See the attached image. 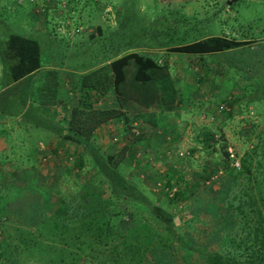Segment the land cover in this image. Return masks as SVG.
<instances>
[{
	"label": "trees",
	"instance_id": "trees-1",
	"mask_svg": "<svg viewBox=\"0 0 264 264\" xmlns=\"http://www.w3.org/2000/svg\"><path fill=\"white\" fill-rule=\"evenodd\" d=\"M57 3H49V8L43 11L45 13L42 17L47 24L54 22L52 33L61 41H56L51 45L47 40H41L39 36H26L11 28H2L0 33V71L2 73L0 85L3 84L2 82H13L33 73L39 68L41 56L44 53L49 52L51 58H54L53 49L58 43L61 49L65 50L64 53L70 43L73 42L75 45L73 40L69 42L72 36L62 35L55 30L56 20H59L58 26L63 23V19L58 17L63 16V11L57 14L58 16L54 14V11L58 9ZM65 5H61L63 9L69 7ZM124 9V13V10L117 13L119 18H117L118 28L116 30L109 31L108 26L102 27L97 24L85 38L87 41L97 40L102 33L109 34L112 31L104 41L107 45L109 42V47L107 46L106 49L109 51L110 48L112 52L109 51L108 54L103 52L101 55L103 59L108 58L109 60L98 66L96 64L99 58L84 60L83 67L88 64L86 67L89 69L79 76L76 101L70 106L65 119L66 131L62 136L75 141L81 149L80 155L70 159L72 168L76 169L71 173L72 182L75 184L73 194L66 200L62 196L46 207H41L40 203L37 204L35 208L41 209L40 212H33L26 208L25 215L21 218L23 220L18 219L19 221L9 224L0 222L4 240L10 248L15 264H78L84 257L94 264H141L143 259L151 254L153 246H159L166 251L173 245H178L189 251L192 256H196L195 264H264V137H262L264 126L257 134L252 147L236 157L237 166L232 164L233 156H230L224 142H221L218 150L215 151L218 139L214 131L206 127L194 133V141L200 144L201 150L212 151L217 158H222L217 167L229 178L223 204L231 209L233 220L231 225L226 221L222 222L220 248L214 251H206L186 241L175 229L173 223L172 205L185 200L186 191L193 186L192 181L188 182L183 189H176L173 192L165 186L170 181L166 179V184L162 185L168 188L164 194L167 197L169 210L162 209L151 202L153 199L146 201L145 195L150 196L149 190H143L126 182L120 166L123 162L125 166H130L132 163L130 159L133 157V155L131 158L126 155V144H122L117 151L107 146L101 150V147L93 141L95 129L101 123L111 121L120 126L121 137L128 142V146L142 140L149 143L150 138L159 136L157 145L161 147L166 142L171 143L172 139L166 140L164 129L161 135L155 133L154 129L158 121L157 119L153 122L146 120L149 118L147 111L156 108L161 111L172 110L179 104L184 106L183 98L175 99L176 90L166 76V61L162 59V62H157L148 54L130 50L138 47L139 43L136 40L139 35L155 36L157 32L152 29L150 30L152 33H149V30L144 29L143 25L137 21L136 16L141 17L139 14L135 15L134 10L127 11L130 9L128 6ZM0 10L3 11L1 8ZM16 10H20L18 5H16ZM63 18L65 20L64 16ZM122 18H124L123 21H121ZM143 20L144 18L141 17V21ZM135 25L138 29H133ZM127 29L132 30V35H122L120 31ZM69 35H72V31ZM131 36L135 40L129 43L127 40ZM115 39L117 40L113 41ZM121 41L126 46L120 50H114L115 45ZM253 41L252 38L208 34L200 39L179 42L166 50L186 54L190 59L215 56L213 59L218 61L219 55L241 50ZM91 43L93 44L91 48H93L94 42ZM82 46L81 48L85 50L86 47ZM89 48L87 47V50ZM62 56H64L63 53ZM70 59H74V56L66 62L69 63ZM228 67L233 71L238 70L235 63ZM5 74L8 78L1 81ZM49 81L46 80L44 83V86H47L46 90H48V85L52 84V81L51 83ZM6 97H8L6 92L0 94V113L6 112L12 106H17L16 102ZM248 101L251 102V100L245 102L250 103ZM219 106L231 115L233 107L228 101L227 104L223 103ZM253 113L250 111L248 116L254 117ZM151 114L156 113L151 112ZM223 123L221 121L219 125ZM150 126L152 127L147 131ZM249 128L251 132L254 131L253 127L249 126ZM171 133L172 131H167V134ZM165 156L161 160L167 158V155ZM157 158L161 157L157 155ZM181 160L183 159L179 161ZM170 164V171H179L181 164L178 162L174 164V161ZM218 168L213 171H218ZM87 169L93 170L92 175L88 178L82 177L81 175ZM106 188L109 190L111 201L103 198ZM154 195L156 198L157 195ZM17 197H20L17 190L11 191L8 186L2 187L0 211L4 209L0 213L5 210L7 202ZM118 197H121L124 202H137L145 206L154 218L164 224L162 229L147 222L140 214L131 213V218L128 219L131 226L124 233V230L117 229L121 232L119 231V235L116 236L114 222L111 221V206ZM2 255L0 248V259Z\"/></svg>",
	"mask_w": 264,
	"mask_h": 264
},
{
	"label": "rangeland",
	"instance_id": "rangeland-1",
	"mask_svg": "<svg viewBox=\"0 0 264 264\" xmlns=\"http://www.w3.org/2000/svg\"><path fill=\"white\" fill-rule=\"evenodd\" d=\"M56 2H58L56 5L58 9L54 11V14H61V11H63L65 20L62 15H57L63 19V23L58 26L59 20H56L55 30L57 33H62V35L72 36L69 38V42L73 40L77 46L74 47L75 45L70 43L66 48L67 55L74 56V59H70L69 63L79 66L78 64L84 61V58L81 57L87 55V53L88 55L99 56L103 52L107 54L109 51L112 52V49L109 48V51L106 49L109 42L108 45L104 44L105 38L107 35L109 37L111 32L118 28L117 18H119V15L117 13L122 10H124V13V8L128 6L130 9L127 11L134 10L135 15L139 14L144 18L141 21V17L136 16L137 21L143 25L144 29L149 30V33H152L150 30L155 29L158 34L154 32L155 36L139 35L136 40L139 43L137 44L138 47L130 50H138L148 54L150 57L155 58L157 62L165 60L167 64L166 76L173 86L177 89H183L187 94L185 99L180 97L185 100L182 102L183 107L200 108L211 113L207 114L206 118H203L202 112H196L199 113L197 116L193 114L194 116L190 118L192 122L188 123L190 125H188V132L186 133L188 134L187 139H192H189V143H178L174 151H171L173 148L171 146L169 152L166 153L167 158L164 160L157 158V155H161L162 148L164 150H167V148L157 145L159 140L157 136L149 139V143L142 140L128 146V142L121 137L120 126L114 123L105 127L103 130V133H105L104 139L101 138V142L96 145L100 146L101 150L107 146V148L117 151L122 144H126L125 153L130 158L133 155L130 159L132 163H130V166H125L123 162L120 171L127 176L128 183L144 184L143 189L149 190L150 195H145L146 201L149 202L153 199L151 202L162 209L169 210L167 208V197L164 194L165 187L161 183L162 180H170L165 186L173 192L176 189H183L188 182L192 181L193 186L186 191L185 200L172 205L175 229L186 241L196 247L206 251L218 250L222 236V222L226 221L231 225L233 220L231 209L223 204V196L225 197V192L228 189L229 178L217 167L222 158H217L212 151L201 150L200 144L194 141V133L198 132L199 127H202L201 124L206 127L209 126L210 122H213L208 128L216 133L218 139L215 151L218 150L221 142H224L230 156H233L232 164L237 166L238 160L236 157L241 155L244 150L252 147L257 134L264 126V0H70V2L68 0H0V8L3 10H0V33L2 28H11L18 33H27L33 37L39 36L41 40H47L51 45L56 41H61L58 36H54L52 33L54 32L52 28L54 22L47 24L42 17L45 13L43 11L49 8L48 4ZM16 5L20 10H16ZM61 5L69 7L63 9ZM123 20L124 18L121 19V21ZM97 24L102 27L108 26L109 31H112L109 34L102 33L100 37H97V40L91 41L94 42L93 48L83 50L81 46L84 43H81L79 50L78 43L82 41L86 43L87 33L92 32ZM133 29H138L137 25L133 26ZM71 31L72 35H69ZM131 31L127 29L120 32L122 35L130 36L132 35ZM208 34L252 38L254 41L241 50L219 55L218 61L213 59L215 56L213 58L204 56L190 59L186 54H176L166 50L179 42L200 39ZM114 38H117V36H114ZM133 40L135 39L131 36L127 41L130 43ZM123 46L126 45L121 41L115 45L114 50H120ZM61 48L58 43L53 49L54 58H49V61L53 60L51 62L60 65L59 60L62 53L65 52ZM64 60L61 63L64 62L65 66L69 64L66 62L67 59ZM232 63H235L238 68L237 71L228 69V66H231ZM1 75L0 71V78ZM52 91L50 88L47 90V92ZM189 95H192L191 99H188V97L190 98ZM48 98L49 96L46 99ZM176 99L178 98L176 97ZM246 100H251V102L248 101L250 103H247ZM186 101L187 103H185ZM227 101L233 107L231 115H228L224 109L219 108L220 104H227ZM156 109L147 111L149 118L146 120L153 122L156 119V114H151V112L155 113L153 110ZM248 111H253L256 118L253 119V116H248L250 115ZM147 116L145 115L146 118ZM40 117L38 116L37 120ZM185 117L183 119L186 123ZM221 121L224 123L219 125ZM249 126L254 128L253 132L250 131ZM150 128L148 127L147 131ZM157 130L162 131L160 125L155 127V133ZM183 131L186 132V129ZM262 137H264V132ZM181 140H184V134ZM28 144L30 146L32 142H28ZM18 146L16 143L13 144V150L19 148ZM181 158L184 161H179ZM186 159L188 160L186 161ZM173 161L174 164L176 162L181 164L179 171L162 170L163 164L172 163ZM12 164L13 166L18 165V161L13 160ZM38 165L46 168L49 164L47 166L45 164ZM57 165L59 168L56 167V170H59L51 171L46 181L43 180V176L39 172L41 170H38L36 166H32L34 169L30 171V176L26 179L22 175L11 174L12 176H10L9 174L12 171L10 169L6 170L5 176L2 175L6 181L2 183L0 179V195H2V187L8 186L11 191L17 190L20 197L25 194L26 199L22 198L17 204H14L13 211H10V208L0 213V222H6L5 224L17 222V219L24 217L26 208L33 212H40L41 209L35 208L37 204L42 202L38 199L41 194L37 191V188L47 196L55 193L54 195L59 198L63 196L64 200L68 199L73 194V188L75 187L71 176L73 170L71 160L64 163L59 160ZM216 168L219 170L213 171ZM91 170H85L81 176L88 178L92 175ZM175 177L177 178L175 179ZM133 184L132 186H134ZM17 186H21V188ZM154 194L157 195L156 198ZM109 195V190L106 188L103 192V198L106 201H111ZM111 210V221L114 222L116 236L126 225L131 224L128 220L131 218V213H134V215L140 214L147 222L159 229L164 226L147 209L139 211L130 202H124L121 197L114 200ZM119 228L121 230H117ZM0 244L3 254L0 264H15L10 248L4 240L1 227ZM174 247L175 249L167 254L161 250H154L153 255L146 256L141 264L196 263V256H192L189 251L178 245ZM78 264L94 263L84 257Z\"/></svg>",
	"mask_w": 264,
	"mask_h": 264
},
{
	"label": "crops",
	"instance_id": "crops-1",
	"mask_svg": "<svg viewBox=\"0 0 264 264\" xmlns=\"http://www.w3.org/2000/svg\"><path fill=\"white\" fill-rule=\"evenodd\" d=\"M90 29L92 28L90 27ZM22 34L26 36H30L27 33H22ZM82 42H79L78 44H81ZM83 43L84 45L82 47H86V48L91 47V45H93L91 41H87L86 43L85 42ZM67 54L68 53H64L63 54L64 56H62L61 59L64 60L73 57L72 55H67ZM100 56H96V55L93 56L92 54L88 55L87 53V55L82 56L81 58H84L85 61H87L88 58L91 59L99 58L96 64L97 66L108 62L109 60L108 58L103 59V57ZM51 57L52 56L49 52H47V54L44 53L41 56V60H40L41 64L39 68L36 69L33 73L29 75H25L22 78L13 82H9V81L2 82L3 84L0 85V94L2 92H6V94H8V97H6V99L13 100L17 104V106H12L11 108H8L6 112L0 113L1 182L6 181V179L3 176H5L4 174L7 172L6 170L9 169L10 171H12L9 174L10 176H12L11 174L16 176L22 175L24 179H26L27 177L30 176V171H33L34 169L32 166H36L38 170L39 169L41 170L39 172L43 176V180L46 181L51 171L59 170V169L56 170V167L59 168V166L57 165L59 160H62V162L64 163L67 160H70L71 158L80 155L81 153V149L78 147V145H76L75 141L69 140L62 135L66 131L65 119L67 118L68 110L70 106H72L76 101V96L78 94L77 91H78L79 76L80 74L84 73L89 69L86 67L88 64L83 67L84 61H82V63L78 64L79 66L74 65L72 63L70 65L66 64L65 66L64 62L61 63L62 60H59L60 65H58L56 62H51L53 60L49 61V58ZM7 78L8 77L5 74L4 79H2L1 81L6 80ZM46 80H50L49 81L50 83L52 81V84L48 85V88L53 90L52 92H47V90L45 89L47 88V86L46 87L44 86ZM174 88L176 90L175 96L177 98L178 97H183L184 99L187 98L186 96L187 94L183 89H177L175 86ZM48 96L49 98L46 99ZM191 96L190 98L188 97V99H191ZM185 103H187V101ZM221 107L222 106H219V108ZM153 111L156 113L158 126L160 125L161 129H164V131L166 130V136H165L166 140L172 139L171 143L166 142L165 143L166 146L165 145L161 146L167 148V150L166 149L164 150L162 148V153L161 155L159 154V157L161 158L159 159H163V157H166L165 155L166 153L169 152L171 146H173L171 151H174V148L177 147L178 143L181 144L189 143V139L192 138L187 139L188 134L186 133L188 132V125H190L188 123L192 122V119L190 118L191 116H194L193 114L197 116V114L199 113L196 112H202L201 114H203V118H206L207 114L208 115L211 114L200 108H193V107L191 108L190 106L183 107L181 105L180 107L174 106L172 110L161 111V109L157 108L156 110ZM142 112L143 111H141V113ZM38 116H41L39 120H37ZM184 116H186L185 118L188 121V122L186 121L187 123L186 126H185L186 123L183 119ZM255 118L256 115H254L253 119ZM111 123L113 122L107 121L101 123L95 129V137L93 140L95 141V144L101 142V138L104 139L105 133H103V130ZM212 123L213 122H210L209 126L206 127L207 128L210 127ZM183 126L185 127L183 128ZM200 126L202 127H199V130L206 128L203 127L204 126L203 124H201ZM184 129H186V132L183 131ZM168 130L172 131L170 135L167 134ZM157 133L161 135L162 131L157 130ZM183 134H184V140H181ZM28 142H32V144L29 146ZM15 143L19 145L18 146L19 148L13 150L12 146ZM13 160L18 161V165L13 166L12 164ZM38 164H45L46 166L48 164L49 165L46 168H42L39 167ZM168 166L171 167V164L170 163L163 164L162 170L169 169ZM186 166L188 167L187 164ZM74 171H76L75 168H73L71 173H73ZM125 177L127 180V176ZM126 182L128 183V180ZM161 183L166 184L164 180H162ZM133 185L141 189L145 187L144 184L138 185V183L136 182ZM17 187L21 188V186H17ZM167 189L168 188L165 187V190ZM22 190L24 189L22 188ZM29 191H31V189H29ZM37 191L41 194L40 197H38V199L42 201L40 203L41 207H46L48 205H51L54 203L53 201L55 199L57 200L59 199V197L54 195L55 193L51 196H47L46 194L42 193L41 190H39L38 188ZM22 198L26 199L25 194L22 197H17L14 200L7 202L4 211L9 210L10 208H11L10 211H13L14 204H17V202ZM126 203H128V201H126ZM130 203L134 205L135 208H137L139 211L140 210L143 211L144 209H147L145 208V206H142L137 202L136 203L130 202ZM129 226H131V224L126 225V227L123 228L124 230L123 233L126 232V229L129 228ZM174 246L175 245L170 246V248L167 249L166 251H163L159 246H153L151 250V254L153 255L154 250H161L165 254L170 253L169 251L175 249ZM170 264H172V262Z\"/></svg>",
	"mask_w": 264,
	"mask_h": 264
},
{
	"label": "built area",
	"instance_id": "built-area-1",
	"mask_svg": "<svg viewBox=\"0 0 264 264\" xmlns=\"http://www.w3.org/2000/svg\"><path fill=\"white\" fill-rule=\"evenodd\" d=\"M237 164V163H236ZM171 190V189H170ZM169 194H171V192H169Z\"/></svg>",
	"mask_w": 264,
	"mask_h": 264
}]
</instances>
